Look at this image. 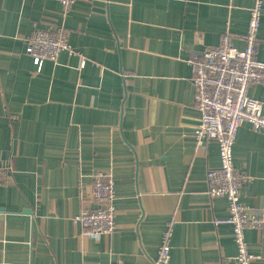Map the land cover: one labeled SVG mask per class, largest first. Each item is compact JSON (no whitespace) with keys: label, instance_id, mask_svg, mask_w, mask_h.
Listing matches in <instances>:
<instances>
[{"label":"crops","instance_id":"crops-1","mask_svg":"<svg viewBox=\"0 0 264 264\" xmlns=\"http://www.w3.org/2000/svg\"><path fill=\"white\" fill-rule=\"evenodd\" d=\"M254 0H0V264H148L173 219L168 264H224L236 253L227 201L206 193L219 165L199 121L186 59L226 30L244 48ZM63 25L76 52L36 72L35 30ZM256 56L264 61V0ZM248 96L262 102L264 83ZM240 201L264 216V130L240 124L232 147ZM114 178L110 236H80L91 174ZM244 237L264 264V222Z\"/></svg>","mask_w":264,"mask_h":264},{"label":"built area","instance_id":"built-area-1","mask_svg":"<svg viewBox=\"0 0 264 264\" xmlns=\"http://www.w3.org/2000/svg\"><path fill=\"white\" fill-rule=\"evenodd\" d=\"M65 15L77 0H57ZM263 13V0H254L249 8L244 48L238 50L230 42L228 30L220 36L217 45L204 46L186 59L192 72L193 101L199 115L194 130L196 144L215 140L219 165L207 170L206 193L209 197H224L227 201L225 222L231 226L236 253L224 264H252L256 256L249 252L244 237L247 228L258 229L264 222L263 214L240 201V186L246 178L236 171L232 162V147L240 124L248 122L254 130H264L262 102L248 96L252 83H264V61L256 56L258 29ZM75 54L69 44V31L63 25L52 30L37 29L26 39L25 52L32 58L39 72L44 61L57 62L58 54ZM9 171L10 166L0 171ZM93 207H83L74 217L80 225V236H110L116 228L114 178L109 171L96 170L91 174L87 193ZM174 220L163 231L158 257L148 264H168L170 238Z\"/></svg>","mask_w":264,"mask_h":264}]
</instances>
